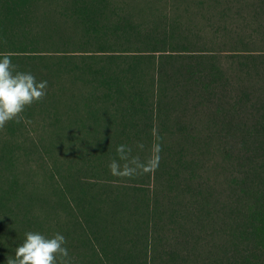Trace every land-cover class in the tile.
I'll return each instance as SVG.
<instances>
[{"label": "trees", "instance_id": "trees-1", "mask_svg": "<svg viewBox=\"0 0 264 264\" xmlns=\"http://www.w3.org/2000/svg\"><path fill=\"white\" fill-rule=\"evenodd\" d=\"M26 1L0 54L48 85L0 127V264L28 230L71 264H264V0H69L46 32Z\"/></svg>", "mask_w": 264, "mask_h": 264}, {"label": "clouds", "instance_id": "clouds-1", "mask_svg": "<svg viewBox=\"0 0 264 264\" xmlns=\"http://www.w3.org/2000/svg\"><path fill=\"white\" fill-rule=\"evenodd\" d=\"M48 81L37 80L30 71H22L7 54H0V127L18 120L27 105L46 95ZM125 146L118 145L123 153ZM115 164V162H113ZM8 264H71L66 236L57 231L51 235L36 230L24 233V239L15 246Z\"/></svg>", "mask_w": 264, "mask_h": 264}, {"label": "rangeland", "instance_id": "rangeland-1", "mask_svg": "<svg viewBox=\"0 0 264 264\" xmlns=\"http://www.w3.org/2000/svg\"><path fill=\"white\" fill-rule=\"evenodd\" d=\"M117 0H112L110 3L115 5ZM69 0H27L26 6L20 7L19 10H23L32 19V29L34 31H54V27L61 28L63 23L60 20H65L64 16L60 15L61 10H71L67 4ZM176 0H127V8L133 6L139 7L141 10L147 12L149 10H165L171 16V10H183L182 5L184 2ZM178 3V4H176ZM0 10H14L9 6H4V9ZM20 15H22V13ZM61 22V26L60 23ZM50 46V45H49ZM39 48L48 49V45H40ZM17 49L5 43L2 44V50H14Z\"/></svg>", "mask_w": 264, "mask_h": 264}]
</instances>
